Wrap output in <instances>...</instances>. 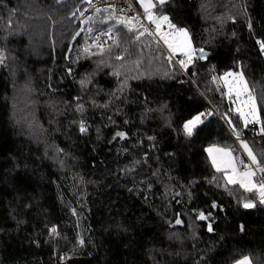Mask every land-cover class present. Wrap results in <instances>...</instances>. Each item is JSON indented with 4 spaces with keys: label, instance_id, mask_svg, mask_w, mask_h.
<instances>
[{
    "label": "trees",
    "instance_id": "trees-1",
    "mask_svg": "<svg viewBox=\"0 0 264 264\" xmlns=\"http://www.w3.org/2000/svg\"><path fill=\"white\" fill-rule=\"evenodd\" d=\"M130 1L142 11L137 0ZM5 3L15 11L0 6V49L6 57L0 65V264H196L201 256L206 264H232L242 255L251 264H264V207L240 208L204 151L212 144L238 148L223 118L234 106L213 75L238 70L235 61H242L264 109V56L256 44L264 39V0H170L166 11L173 22L187 27L194 46L211 54L197 62L198 75L183 85L162 79L170 69L154 42L144 37L129 44L133 33L107 19L117 16L114 12H96L91 35L112 28L130 50L128 67L142 61L138 72L143 75L130 79L123 94L111 69L96 71L98 57L83 54L78 16L84 0ZM69 66L73 76L66 73ZM93 71V83L81 88L80 77ZM77 96L82 113L75 110ZM165 103L167 109L157 111ZM199 111L215 115L186 138L182 124ZM229 115L239 123L234 112ZM80 120L88 127L83 135L73 123ZM117 131L126 132V139L113 140ZM242 138L258 153L264 146L251 127ZM233 153L247 160L242 151ZM213 176L221 187L207 182ZM230 187L236 196L242 193ZM213 200L222 210H212L215 232L207 233L206 222L195 220V214L209 211ZM176 213L182 224H175ZM53 226L56 238L49 236ZM193 229L198 239H192Z\"/></svg>",
    "mask_w": 264,
    "mask_h": 264
},
{
    "label": "snow or ice",
    "instance_id": "snow-or-ice-1",
    "mask_svg": "<svg viewBox=\"0 0 264 264\" xmlns=\"http://www.w3.org/2000/svg\"><path fill=\"white\" fill-rule=\"evenodd\" d=\"M89 6L92 5V0H84ZM170 0H138L140 7L143 9V20H146L148 23L145 25L141 20L139 15L137 16H113L109 15L108 20H115L116 24L123 25L128 33H133L132 39L128 41L129 44L136 43L141 41L142 38L147 37L151 42H154L156 45V52L158 58L162 59L168 66V69L162 73V79L175 80L177 83L183 85L186 82H190L192 78H195L198 75V69L196 67L198 61H206L210 57V53L205 51L204 48H197L194 46L193 37L187 27L181 26L178 23L173 22V18L168 14L166 8ZM56 3L59 4L60 0H56ZM0 6H3L9 12H14L15 9H8L5 0H0ZM113 9V5L109 4L105 11ZM79 11V9H77ZM97 13L101 12L100 8H95ZM243 11H247L245 7ZM72 16L76 15V12L71 13ZM84 13L81 12V16ZM51 18V17H49ZM229 19L236 22L235 16H230ZM88 20L91 21L92 17H88ZM247 28L251 32L253 29V21L251 18H247ZM93 29L89 28L88 32L91 33ZM113 29L109 28L106 32H103L102 35L107 37L112 43L105 47V42L101 39V35H97L93 40L92 45H86L83 49V54L86 58H91L93 56L98 57L96 60V71L100 69L101 66L111 69V75L116 77L119 81V87L117 91L121 94L129 87L128 81L130 79H139L142 73H139L138 70L141 67L142 61L137 59L131 62V67H128L127 56L131 55L128 47L122 45V42L119 36H113ZM79 33L77 32L72 39H75ZM232 36H236V32H232ZM256 44L259 45V51L262 56H264V39L256 40ZM162 45V46H161ZM113 47L117 51H113ZM92 48L95 51H92ZM166 51V55H165ZM239 52V49H237ZM5 53L0 49V65L5 62ZM66 59H69L66 57ZM79 58H77L78 60ZM77 61H71L75 64ZM235 64L237 65L238 70L229 69L225 71L222 75L217 77L216 75L212 76V81L219 84L220 81L223 82L224 91L223 96L227 97L229 103L234 107H230L228 113L223 114V118L228 124L232 136L235 137V140L239 142V146L243 149V152L247 156V163L243 159H237L233 155V149L231 147H221L216 144H212L209 147L205 148L204 151L207 152L208 158L211 163V167L215 170L216 173H222V178L224 181L223 188L230 196H234L237 199L238 206L244 210H254L257 207H264V146H262L261 151L258 153L255 150V145L250 144L247 140L242 138L243 130L249 129L250 126L254 129V134L260 136L261 140L264 141V109L258 105L257 97L254 94V89L249 87V81L246 78L245 66L242 61L236 60ZM124 70V71H122ZM96 71L91 73H85L79 79V84L81 88H84L86 84L93 83V77L96 74ZM136 72V75L132 73ZM68 76H73L74 69L69 66L66 69ZM180 75L188 76L189 80L179 79ZM148 78H151L150 76ZM51 88V85H49ZM219 90V89H218ZM112 97H115V92L111 94ZM81 97H75L76 100V111L83 112L84 105L81 103ZM95 106V101H92ZM102 107L107 108L108 105L105 104ZM167 109V104H162L157 111L163 112ZM148 111H152L148 109ZM235 114L237 123L229 113ZM213 111H199L194 115H191L190 118L186 119L182 124V130L186 138L193 137L199 126L203 125L205 121L214 116ZM111 121V117L108 118ZM74 124H77L78 131L81 135L85 134L88 131L86 122L80 120L79 122L73 121ZM128 123V121H125ZM99 133V129H97ZM121 140L126 139L127 133L122 131H117L113 140L116 138ZM154 136H149V141H155ZM142 143V142H140ZM155 148V144L152 145ZM63 149L57 148V153H63ZM124 151H127L125 149ZM172 155V154H169ZM148 154H144V163H147ZM135 163H140L136 161ZM63 164V161H61ZM135 169H128V171H134ZM125 171V169H121ZM259 173V176H257ZM153 175H157L156 172H153ZM145 181H141L144 183ZM209 184L216 183V177L213 176L211 179H208ZM237 186L242 190V193L239 196H236L235 187ZM148 189H151L152 184H147ZM216 187H221L219 183H216ZM130 192L133 189H128ZM248 194L245 196L244 194ZM183 193L175 192V196H181ZM189 198L191 199V191L188 192ZM147 199V197H145ZM180 201H177L179 203ZM212 210H222V206L219 205L215 200L210 204V210L205 212L203 210L196 212L195 220L206 222V231L207 233L215 232V218L213 216ZM75 214V210H73ZM183 220L181 219V214L176 213L175 224H182ZM191 228L192 225H189ZM239 231L241 233L246 231V227L243 223L239 226ZM49 236L56 238L59 236L57 228L55 226L49 228ZM171 238V237H170ZM195 229L192 232V239H198ZM223 239V237H221ZM34 243H38L34 241ZM79 245L83 246L85 241L81 238L78 240ZM195 247V245H193ZM59 259L64 261L65 256L60 255ZM207 257L201 256L196 264H206ZM232 264H251V259L248 255H242L240 258L235 259Z\"/></svg>",
    "mask_w": 264,
    "mask_h": 264
},
{
    "label": "built area",
    "instance_id": "built-area-1",
    "mask_svg": "<svg viewBox=\"0 0 264 264\" xmlns=\"http://www.w3.org/2000/svg\"><path fill=\"white\" fill-rule=\"evenodd\" d=\"M109 4L113 5V9L111 11L114 12L116 15L118 16H124V15L137 16L139 15L143 23L147 25L148 22L146 20H143V11H139L130 0H92V5L89 6L87 4L86 7L81 11L84 13V15L81 16V12H80L78 16V20L82 24V33H81L82 49H84L86 45H92L93 40L95 39L97 35H101V39L105 42V46H108L109 44L112 43L111 41L108 40L107 37L102 35V33L106 32L107 30L97 31L93 35H91V33L88 32V29L90 28V25H91V21L88 20V17H93V15L96 13L95 8L98 7L101 10H104L108 7ZM93 49L94 48H92V50ZM250 127L253 128L252 126ZM236 142H237L238 148H235L234 152H236L237 150H240L243 152V150L239 146V142L238 141ZM245 157L247 159V156Z\"/></svg>",
    "mask_w": 264,
    "mask_h": 264
},
{
    "label": "rangeland",
    "instance_id": "rangeland-1",
    "mask_svg": "<svg viewBox=\"0 0 264 264\" xmlns=\"http://www.w3.org/2000/svg\"><path fill=\"white\" fill-rule=\"evenodd\" d=\"M137 2H138V0H137ZM141 9H142V8H141ZM142 11H143V9H142ZM117 16H118V15H117ZM221 75H222V74H221ZM219 76H220V75H219ZM219 76H218V77H219ZM219 84L224 88V86H223V82H222V81H220ZM242 150H243V149H242ZM244 154H245V153H244ZM233 155L235 156L234 153H233ZM207 156H208V154H207ZM245 156H246V154H245ZM245 162L247 163L248 161L245 160ZM258 174H259V173H257V176H258Z\"/></svg>",
    "mask_w": 264,
    "mask_h": 264
},
{
    "label": "crops",
    "instance_id": "crops-1",
    "mask_svg": "<svg viewBox=\"0 0 264 264\" xmlns=\"http://www.w3.org/2000/svg\"><path fill=\"white\" fill-rule=\"evenodd\" d=\"M209 147V146H208Z\"/></svg>",
    "mask_w": 264,
    "mask_h": 264
},
{
    "label": "water",
    "instance_id": "water-1",
    "mask_svg": "<svg viewBox=\"0 0 264 264\" xmlns=\"http://www.w3.org/2000/svg\"><path fill=\"white\" fill-rule=\"evenodd\" d=\"M208 52V51H207Z\"/></svg>",
    "mask_w": 264,
    "mask_h": 264
}]
</instances>
